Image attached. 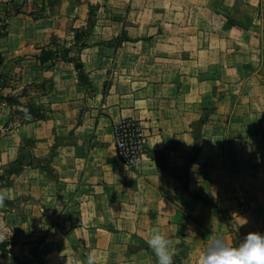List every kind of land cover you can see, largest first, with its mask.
<instances>
[{
  "label": "rangeland",
  "instance_id": "374dc122",
  "mask_svg": "<svg viewBox=\"0 0 264 264\" xmlns=\"http://www.w3.org/2000/svg\"><path fill=\"white\" fill-rule=\"evenodd\" d=\"M16 3L45 42L0 71V264H155L153 226L199 264L264 234V0Z\"/></svg>",
  "mask_w": 264,
  "mask_h": 264
},
{
  "label": "clouds",
  "instance_id": "9594fccd",
  "mask_svg": "<svg viewBox=\"0 0 264 264\" xmlns=\"http://www.w3.org/2000/svg\"><path fill=\"white\" fill-rule=\"evenodd\" d=\"M7 192H0V207H3ZM155 256V264H174L175 250L172 241L158 226H153L146 241ZM85 264H96V257L88 254ZM199 264H264V234L250 232L237 246L229 245L222 235L211 237L203 246Z\"/></svg>",
  "mask_w": 264,
  "mask_h": 264
},
{
  "label": "crops",
  "instance_id": "0c3cea01",
  "mask_svg": "<svg viewBox=\"0 0 264 264\" xmlns=\"http://www.w3.org/2000/svg\"><path fill=\"white\" fill-rule=\"evenodd\" d=\"M4 1V2H3ZM0 0V71L4 67V59L10 55L14 50H18L28 44H44L43 25L40 23L43 15L31 16L27 14L23 8L18 9L17 0ZM3 24V25H2ZM115 24V23H114ZM179 79H182L180 77ZM178 84V82H177ZM162 86V84H161ZM176 84H171L163 87L155 85L151 91V98L155 101H162V97L158 94V91L168 92L176 91ZM148 114L158 112L157 109H148ZM150 118V117H149ZM159 137H155L153 132L150 145L162 144L161 134ZM185 137L186 133L182 135H175L179 137ZM160 138V141H158ZM164 139V138H163Z\"/></svg>",
  "mask_w": 264,
  "mask_h": 264
},
{
  "label": "trees",
  "instance_id": "16d2710c",
  "mask_svg": "<svg viewBox=\"0 0 264 264\" xmlns=\"http://www.w3.org/2000/svg\"><path fill=\"white\" fill-rule=\"evenodd\" d=\"M119 132H120V129H119V128H117V129H116V134H117V133H119ZM116 136H117V135H116ZM117 150H120V149H119V148H117Z\"/></svg>",
  "mask_w": 264,
  "mask_h": 264
}]
</instances>
